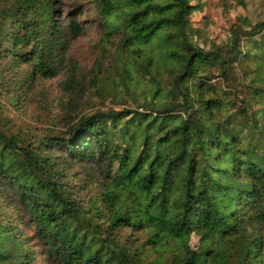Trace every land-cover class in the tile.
<instances>
[{
  "label": "trees",
  "instance_id": "trees-1",
  "mask_svg": "<svg viewBox=\"0 0 264 264\" xmlns=\"http://www.w3.org/2000/svg\"><path fill=\"white\" fill-rule=\"evenodd\" d=\"M191 1L97 6L128 58L148 70L149 48L159 43L162 60L174 61L167 104L97 112L37 144L0 132V264H264V120L239 111L254 130L245 145L232 105L210 83L228 79L243 38L262 34L264 21L232 28L226 53L205 51L186 32ZM63 5L0 0V87L8 95L65 70L69 41L85 28L79 7L59 19ZM122 120L132 132L112 149ZM78 169L82 185L73 184ZM192 235L205 247L192 250ZM170 248L156 262L143 252Z\"/></svg>",
  "mask_w": 264,
  "mask_h": 264
},
{
  "label": "rangeland",
  "instance_id": "rangeland-1",
  "mask_svg": "<svg viewBox=\"0 0 264 264\" xmlns=\"http://www.w3.org/2000/svg\"><path fill=\"white\" fill-rule=\"evenodd\" d=\"M98 2L64 0V5L59 7V19H65L69 11L79 7L84 15L79 20L85 32L79 39L69 41L66 68L56 78L40 80L22 91L11 87L9 95L0 87L1 133L7 137L20 136L25 145L37 144L47 138L65 137L78 120L97 112L137 110L139 105L147 102L167 104L170 101L167 97L174 61L162 60L159 43L149 48L155 61L148 70L128 58L120 48L122 37L110 34L104 21L98 20ZM191 6L186 32L190 40L205 51L223 48L226 53L233 46L232 28L237 26L250 31L254 23L264 21V0H192ZM241 49L243 57L235 62L228 79L217 77L210 83L216 85L222 101L228 107L232 105V118L236 121L233 126L248 146L254 140L253 127L239 111L250 113L249 109H252L258 120H264V61L260 60L264 55V32L243 38ZM241 58H245V62L239 61ZM253 89L260 90L257 93ZM112 129V149L125 134L132 132L126 120ZM78 172L81 176L73 180V184L82 185L87 176L81 174V169ZM91 188H94L93 194L97 193L95 185ZM142 241L140 238L134 246H140ZM189 246L195 251L205 247L198 235L190 237ZM143 252L148 262L165 260L172 254L171 248ZM36 264L49 263L40 258Z\"/></svg>",
  "mask_w": 264,
  "mask_h": 264
}]
</instances>
